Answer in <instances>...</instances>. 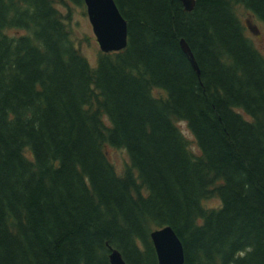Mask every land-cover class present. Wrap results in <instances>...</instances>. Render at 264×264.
<instances>
[{
    "label": "trees",
    "instance_id": "trees-1",
    "mask_svg": "<svg viewBox=\"0 0 264 264\" xmlns=\"http://www.w3.org/2000/svg\"><path fill=\"white\" fill-rule=\"evenodd\" d=\"M115 1L128 46L92 66L84 0H0V264H159L164 226L185 264H264V52L238 13L264 0Z\"/></svg>",
    "mask_w": 264,
    "mask_h": 264
},
{
    "label": "water",
    "instance_id": "water-1",
    "mask_svg": "<svg viewBox=\"0 0 264 264\" xmlns=\"http://www.w3.org/2000/svg\"><path fill=\"white\" fill-rule=\"evenodd\" d=\"M87 7L89 20L97 41L104 53L119 52L125 49L129 43L128 22L121 13L115 0H84ZM187 11H192L196 0H181ZM248 26L255 33H259L257 26L248 22ZM181 45L193 67L200 74V67L196 57L183 38ZM159 264H185L186 254L182 240L173 227L164 226L151 232ZM111 264H130L122 253L110 247Z\"/></svg>",
    "mask_w": 264,
    "mask_h": 264
},
{
    "label": "rangeland",
    "instance_id": "rangeland-1",
    "mask_svg": "<svg viewBox=\"0 0 264 264\" xmlns=\"http://www.w3.org/2000/svg\"><path fill=\"white\" fill-rule=\"evenodd\" d=\"M63 13L68 14L69 9L67 7H60ZM238 13L241 19L246 23L250 22L252 25L257 26L259 33H255L251 28H247L248 35L252 38L255 46L264 52V24L257 20L247 11L244 7L238 8ZM71 19L68 21L72 32V38L74 43L82 52V54L88 59L92 66H97L98 58L101 53V48L97 41L96 35L93 31L92 24L89 20L87 7L83 5L72 4ZM18 33L15 30H11V34ZM179 126L183 130L186 137L190 140L191 149L196 153H199L198 146L196 144L195 137L186 122L179 123ZM107 153L111 161L115 164L119 173H123L126 164L129 162V155L125 149H117L114 147H107ZM210 206L219 204V201H210Z\"/></svg>",
    "mask_w": 264,
    "mask_h": 264
}]
</instances>
